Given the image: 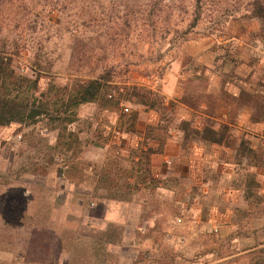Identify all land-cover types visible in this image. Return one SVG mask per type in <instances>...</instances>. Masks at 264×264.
<instances>
[{
    "label": "rangeland",
    "instance_id": "rangeland-1",
    "mask_svg": "<svg viewBox=\"0 0 264 264\" xmlns=\"http://www.w3.org/2000/svg\"><path fill=\"white\" fill-rule=\"evenodd\" d=\"M259 5L264 8V0H0V54L9 58L0 96L42 100L52 109V101L61 105L79 83L104 76L102 98L158 103L159 95L138 80L162 77L193 42L215 47L231 30H246L258 20L255 35L264 49ZM256 103L264 108V102ZM81 106L79 119L67 127L80 126L86 136L71 145L63 124L46 115L0 125V264H264V239L252 240L246 223L215 229L209 212L173 210L158 227L141 229L140 223L129 229L134 242L128 246L119 241V227L108 229L113 244L106 245V237L97 235L102 227L81 223L74 207L45 212L29 204L30 197H20L15 185L3 186L7 176L24 173L56 174L59 184L91 173L96 189L87 202L104 201L109 188L119 198L127 163L117 155L108 162L101 149L90 148L102 140L103 121L96 112L90 119L89 105ZM261 228L256 231L264 238Z\"/></svg>",
    "mask_w": 264,
    "mask_h": 264
},
{
    "label": "crops",
    "instance_id": "crops-1",
    "mask_svg": "<svg viewBox=\"0 0 264 264\" xmlns=\"http://www.w3.org/2000/svg\"><path fill=\"white\" fill-rule=\"evenodd\" d=\"M251 25L231 30L215 47L195 41L183 50L186 59L171 61L162 77L139 79V85L159 95L158 103L129 97L86 102L89 118L96 112L103 121L102 140L90 148L101 149L108 162L117 155L127 163L119 178V198L109 188L104 201L87 202L85 197L96 189L89 183L91 173L61 179L60 184L56 174L24 173L7 176L3 186L15 185L20 197H30L29 204L45 212L66 213L74 207L81 223L102 227L97 235L119 227L124 246L134 242L128 233L133 226L150 219V227H158L173 210L184 215L209 212L210 222L222 230L246 223L250 238L263 240L256 230L262 224L264 230V108L256 102L264 101V49L255 35L260 22ZM124 106L129 113H123ZM107 126L124 131L121 147L109 142ZM71 131L79 140L86 136L80 126ZM164 157L170 166L163 164ZM59 189L63 198L57 202Z\"/></svg>",
    "mask_w": 264,
    "mask_h": 264
},
{
    "label": "trees",
    "instance_id": "trees-1",
    "mask_svg": "<svg viewBox=\"0 0 264 264\" xmlns=\"http://www.w3.org/2000/svg\"><path fill=\"white\" fill-rule=\"evenodd\" d=\"M256 15L264 20V8L260 5L256 8ZM9 58L0 54V86L4 84L9 73ZM106 77L100 76L96 79H90L86 82L79 83L75 89L68 93V97L61 105L56 106L57 101H52V109L46 101L39 100L29 103L27 99L17 100L16 98L8 97L7 95L0 96V125H8L12 122H34L37 117L46 115L54 120L59 121L63 126L61 127L63 136L71 138L68 145L78 143L77 136L68 129L67 125L74 122L76 119V108L81 103L92 102L102 99V88L105 85ZM11 84H15L12 82ZM258 102V101H257ZM264 102V101H261ZM257 104V103H256ZM258 106V105H257ZM259 108H261L259 106ZM66 133V134H65ZM105 235L107 241L110 237V232ZM103 237V236H101Z\"/></svg>",
    "mask_w": 264,
    "mask_h": 264
},
{
    "label": "built area",
    "instance_id": "built-area-1",
    "mask_svg": "<svg viewBox=\"0 0 264 264\" xmlns=\"http://www.w3.org/2000/svg\"><path fill=\"white\" fill-rule=\"evenodd\" d=\"M109 97H112V94L109 95ZM122 111H123L124 114L129 113V108L124 106ZM123 132L124 131L121 128H118V127H115V126H113V127L112 126H107L106 127V135L108 137V140L114 146L121 147L124 144V134H123ZM20 138H21L20 135L16 136V140H19ZM262 138H264V134H263ZM171 163L172 162H171V160L169 158H167V157L163 158V164L165 166H170ZM180 220H181L180 218H176L175 222L179 223ZM149 223H150V219L145 220L142 223V225H141V229H146L148 226H150ZM216 228L217 227H215V229Z\"/></svg>",
    "mask_w": 264,
    "mask_h": 264
}]
</instances>
